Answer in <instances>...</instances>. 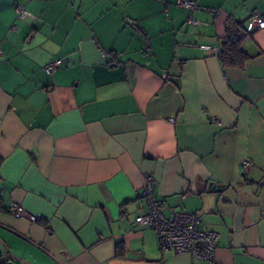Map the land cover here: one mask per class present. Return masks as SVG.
Masks as SVG:
<instances>
[{
    "label": "crops",
    "instance_id": "0c3cea01",
    "mask_svg": "<svg viewBox=\"0 0 264 264\" xmlns=\"http://www.w3.org/2000/svg\"><path fill=\"white\" fill-rule=\"evenodd\" d=\"M176 1L0 0V256L264 264V27L240 67L211 49L264 0H195L196 25ZM147 176L165 214L217 233L214 263L135 221Z\"/></svg>",
    "mask_w": 264,
    "mask_h": 264
},
{
    "label": "built area",
    "instance_id": "2783aa9c",
    "mask_svg": "<svg viewBox=\"0 0 264 264\" xmlns=\"http://www.w3.org/2000/svg\"><path fill=\"white\" fill-rule=\"evenodd\" d=\"M176 2L188 11L187 23L196 25L198 22L192 17L191 13L198 8L197 2L195 0H177ZM15 10L18 18L23 19L31 16L21 4H17ZM211 11L214 12L213 9ZM229 25L234 26V30L226 36L228 40L235 42L245 39L250 36L253 30L264 27V14L258 11L252 12L247 27H238L231 20ZM211 49L216 55L218 54L219 47L215 46ZM61 62V58L51 60L45 64L44 70L47 73H53L59 68ZM246 164L245 162L244 166ZM142 195L147 209L145 212L138 214L135 221L155 230L159 246L163 252L171 251L175 255H187L206 263L215 262L217 233L202 229L197 214L183 210L174 211L168 215L165 214L162 211L163 202L154 192V179L151 176L145 178ZM7 210L14 217H25L31 221L36 220V217L28 214L20 204L11 203Z\"/></svg>",
    "mask_w": 264,
    "mask_h": 264
},
{
    "label": "trees",
    "instance_id": "16d2710c",
    "mask_svg": "<svg viewBox=\"0 0 264 264\" xmlns=\"http://www.w3.org/2000/svg\"><path fill=\"white\" fill-rule=\"evenodd\" d=\"M241 40L232 42L227 38L219 47L218 58L222 66L240 67L250 57L242 48ZM120 250V245L117 246V252ZM17 260L12 259L7 254L0 256V264H17Z\"/></svg>",
    "mask_w": 264,
    "mask_h": 264
},
{
    "label": "water",
    "instance_id": "95a60500",
    "mask_svg": "<svg viewBox=\"0 0 264 264\" xmlns=\"http://www.w3.org/2000/svg\"><path fill=\"white\" fill-rule=\"evenodd\" d=\"M8 251L10 257L14 260H17L18 262L24 263V264H33L29 261H26L24 259L18 258L16 255H14L8 248H6ZM109 264H159L155 262H150V261H130V260H118V259H113L109 262Z\"/></svg>",
    "mask_w": 264,
    "mask_h": 264
},
{
    "label": "rangeland",
    "instance_id": "374dc122",
    "mask_svg": "<svg viewBox=\"0 0 264 264\" xmlns=\"http://www.w3.org/2000/svg\"><path fill=\"white\" fill-rule=\"evenodd\" d=\"M0 250H2V246H1V245H0ZM11 252H12V251H11ZM24 260L31 262L30 260H27V259H24ZM31 263H33V262H31ZM17 264H20V263H17ZM21 264H22V263H21ZM33 264H35V263H33Z\"/></svg>",
    "mask_w": 264,
    "mask_h": 264
}]
</instances>
